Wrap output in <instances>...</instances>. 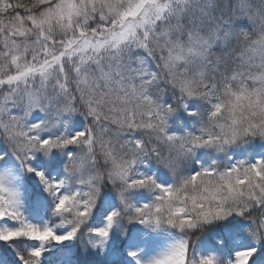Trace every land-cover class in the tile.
I'll list each match as a JSON object with an SVG mask.
<instances>
[{
  "label": "snow or ice",
  "instance_id": "snow-or-ice-1",
  "mask_svg": "<svg viewBox=\"0 0 264 264\" xmlns=\"http://www.w3.org/2000/svg\"><path fill=\"white\" fill-rule=\"evenodd\" d=\"M0 264H264V0H0Z\"/></svg>",
  "mask_w": 264,
  "mask_h": 264
}]
</instances>
